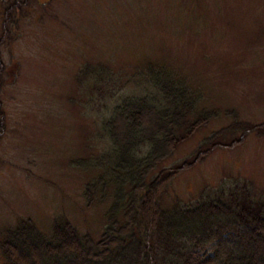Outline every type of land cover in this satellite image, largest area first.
Here are the masks:
<instances>
[{"label":"rangeland","instance_id":"obj_1","mask_svg":"<svg viewBox=\"0 0 264 264\" xmlns=\"http://www.w3.org/2000/svg\"><path fill=\"white\" fill-rule=\"evenodd\" d=\"M148 65L182 73L208 109L251 124L181 170L166 203L234 181L264 196V0H0V242L19 219L49 232L62 216L100 236L107 203L83 197L90 158L107 147L98 137L112 87L146 93ZM228 122L213 116L170 162Z\"/></svg>","mask_w":264,"mask_h":264},{"label":"trees","instance_id":"obj_2","mask_svg":"<svg viewBox=\"0 0 264 264\" xmlns=\"http://www.w3.org/2000/svg\"><path fill=\"white\" fill-rule=\"evenodd\" d=\"M145 67L139 75L146 93L112 87L98 137L107 147L90 158L95 174L83 197L90 207L107 203L100 236L63 216L49 232L31 218L19 219L2 235V264H264V196L252 184L234 181L192 200H164L181 170L215 147L239 143L251 124L234 110L208 109L203 92L182 73ZM135 78L127 80L136 84ZM216 115L228 124L170 162Z\"/></svg>","mask_w":264,"mask_h":264}]
</instances>
